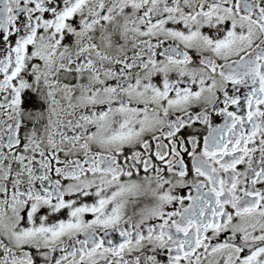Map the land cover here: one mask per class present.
<instances>
[{
	"label": "snow or ice",
	"instance_id": "1",
	"mask_svg": "<svg viewBox=\"0 0 264 264\" xmlns=\"http://www.w3.org/2000/svg\"><path fill=\"white\" fill-rule=\"evenodd\" d=\"M0 264H264V0H0Z\"/></svg>",
	"mask_w": 264,
	"mask_h": 264
}]
</instances>
